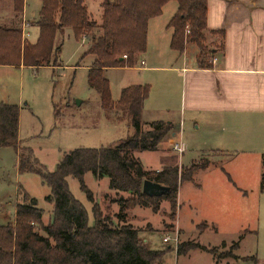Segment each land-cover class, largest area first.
<instances>
[{
  "label": "trees",
  "instance_id": "1",
  "mask_svg": "<svg viewBox=\"0 0 264 264\" xmlns=\"http://www.w3.org/2000/svg\"><path fill=\"white\" fill-rule=\"evenodd\" d=\"M13 1L14 17L22 16L23 0ZM40 11L35 22L36 42L24 38L19 27L0 25V66L14 68L56 69L61 67L59 54L62 36L70 30L76 40H86V51L81 59L93 58L87 67V86L99 97L104 112L122 111L130 121L133 133L118 143L99 149H76L65 154L53 172L38 164L30 152L19 146V108L0 102V149L13 148L18 156L17 172L37 175L50 193L45 202L52 204L47 225L42 223V210L37 202L21 195L16 204L13 220L0 226V264H155L160 263L170 251H155L138 238L137 230L127 224V212L135 207L156 209L159 202L169 205L175 217L178 188L190 182L197 170L208 164H191L189 168L163 166L158 172L144 170L134 153L155 152L163 138L172 133L170 123L152 122L144 130L140 120L142 106L149 95V87L131 86L120 91L113 104L109 83L104 73L108 69L130 68L145 53L148 21L161 14L170 2L176 10L166 28L171 31L169 47L181 55L186 46L198 49L195 58L199 69H211L209 54L203 46L208 35L222 32L208 31L206 13L208 0H103L101 24L90 21L84 0H39ZM125 57V58H124ZM79 67V64L76 66ZM259 189L264 190V154L261 156ZM87 173L100 181L108 180V189L116 194H127L116 203L118 212L103 216L96 204L91 209L92 224L84 206L69 192L66 179L73 178L79 190L91 196L84 184ZM153 182L166 189L159 197L142 193V183ZM238 249L237 243L233 244ZM191 250L214 253L198 243H182L175 249L176 255Z\"/></svg>",
  "mask_w": 264,
  "mask_h": 264
},
{
  "label": "rangeland",
  "instance_id": "2",
  "mask_svg": "<svg viewBox=\"0 0 264 264\" xmlns=\"http://www.w3.org/2000/svg\"><path fill=\"white\" fill-rule=\"evenodd\" d=\"M103 0H84V6L90 21L101 24L103 14L101 3ZM12 0H0V25L19 27L24 38L29 43L36 42L37 34L35 22L41 5L39 0H23L21 19L10 23L14 17ZM176 10V4L167 3L161 14L148 21L147 44L143 57H138L134 69H109L104 73L109 83L110 95L115 104L120 91L131 86L149 87L150 100L157 103L162 97H170L173 102L169 111L163 110L158 114L147 113L140 117L142 127L147 129L146 121L158 119H173L179 122L186 114L184 101L189 98L190 81L175 78L173 73L148 75L140 70V60L144 61L146 54L157 53L159 41L165 36L162 52L175 55L169 48L168 36L171 31L166 28L168 20ZM22 18L24 26L22 24ZM28 23V24H27ZM33 27H30V26ZM62 48L59 62L64 68H14L0 66V102L14 104L19 108V146L30 152V156L48 172H53L62 157L76 149H99L108 147L130 137L133 133L128 116L122 111L104 112L100 107L98 95L86 84L87 67L93 58L82 56L86 51V40H76L70 30L62 36ZM214 40L215 43L212 41ZM217 40V41H216ZM211 42L214 44L211 45ZM207 49L218 48L219 39L208 37L203 43ZM198 49L189 46L187 60L190 53ZM218 54L220 50L218 49ZM140 58V59H139ZM175 57L173 58L174 62ZM79 64V67H76ZM63 65V66H62ZM148 95V97H149ZM147 97V98H148ZM170 99V100H171ZM172 102V101H171ZM179 102L182 106H179ZM158 104V103H157ZM144 105V103H143ZM151 123V122H150ZM191 130V129H190ZM192 131V130H191ZM193 132V131H192ZM185 135L181 139L187 148L183 157L169 149L173 141L178 142V135L170 142L160 143L155 152H137L134 157L140 161L144 170L154 172L163 166H174L187 169L191 164L221 162L222 168L242 188L241 199L236 208L244 212L243 223L227 224L219 234L204 232L201 222H190V183L179 186L175 217L171 215L170 207L165 202H159L156 209L152 207H135L127 212L126 222L137 230L138 238L143 240L151 250L161 251L170 248L165 258L155 264H264V190L259 189L261 177V157L258 153L231 152L219 155L212 152H202L190 164V146L193 140H201V136ZM169 140V137H166ZM176 139V140H175ZM174 142V143H175ZM176 142V143H177ZM168 147V148H167ZM163 150V152H161ZM162 153V154H161ZM18 156L13 148L0 149V226L13 220L16 204L21 202V195H27L37 202V208L42 210V223L47 225L52 204L45 202L50 193L40 178L34 174L17 172ZM84 184L91 196V202L86 194L79 190L77 181L66 179L70 194L85 208L88 224H92L91 209L96 204L103 216L108 215L114 224L113 215L118 212L117 201L128 199L127 194H116L108 189L106 178L97 181L91 174L83 177ZM237 180V181H236ZM253 208V209H252ZM246 214V215H245ZM177 226V227H176ZM198 226V227H197ZM203 232V233H202ZM178 236L179 246L182 243H198L204 245L214 253L191 250L187 254L176 255L173 246L165 245V236ZM220 239L225 240L218 242ZM237 243L238 249L232 247ZM199 244V243H198Z\"/></svg>",
  "mask_w": 264,
  "mask_h": 264
},
{
  "label": "crops",
  "instance_id": "3",
  "mask_svg": "<svg viewBox=\"0 0 264 264\" xmlns=\"http://www.w3.org/2000/svg\"><path fill=\"white\" fill-rule=\"evenodd\" d=\"M24 23L22 18L23 26ZM206 28L222 32L216 36L207 34V38L219 39L218 48L209 49L211 69L197 67L195 58L198 54L195 56V51L190 53V61L187 60L186 51L193 45L186 46L181 55L164 54L165 36L159 41L156 55L148 52L144 61L140 60V70L148 75L173 73L175 78L190 81L189 98L184 101L186 114L181 120L176 123L173 119H151L150 122L172 124V133L160 143L170 142L178 135V142L173 141L169 149L174 151L173 147L178 146L181 149L176 153L179 158L187 152L181 139L187 134L194 135L193 132L201 136V140H193L190 146V164L202 152L224 156L231 152H248L258 153L261 157L264 154V0H208ZM35 32L37 34V29ZM170 37L171 33L169 41ZM147 48L150 47L146 36ZM143 55L145 53L139 57ZM137 62L130 68L134 69ZM150 99L149 95L143 105V109L150 112V117L163 110L169 111L174 102L169 96L160 98L158 104ZM179 106H182L181 102ZM143 114L147 113L142 111V117ZM222 165L215 161L209 163L205 169L195 171L188 182L190 222H201L198 226H202L204 232L207 230L215 235L227 224L243 223L244 218V212L236 208L243 190ZM222 241L225 240L218 242ZM198 243L204 246L200 241Z\"/></svg>",
  "mask_w": 264,
  "mask_h": 264
},
{
  "label": "water",
  "instance_id": "4",
  "mask_svg": "<svg viewBox=\"0 0 264 264\" xmlns=\"http://www.w3.org/2000/svg\"><path fill=\"white\" fill-rule=\"evenodd\" d=\"M142 193L148 197H159L166 193V189L153 182L144 181L142 183Z\"/></svg>",
  "mask_w": 264,
  "mask_h": 264
},
{
  "label": "built area",
  "instance_id": "5",
  "mask_svg": "<svg viewBox=\"0 0 264 264\" xmlns=\"http://www.w3.org/2000/svg\"><path fill=\"white\" fill-rule=\"evenodd\" d=\"M212 62L214 63L215 62V59L212 60ZM173 149L176 152H179V153L181 152V149L178 146H174ZM162 243L165 244V245L173 246L174 248H176V246L178 244V236H177V234L174 235L173 237L165 236L162 239Z\"/></svg>",
  "mask_w": 264,
  "mask_h": 264
}]
</instances>
